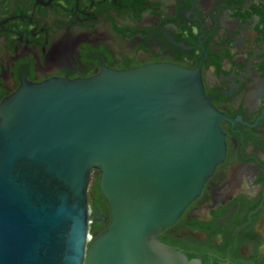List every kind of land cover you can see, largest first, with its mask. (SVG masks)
<instances>
[{
  "label": "water",
  "instance_id": "95a60500",
  "mask_svg": "<svg viewBox=\"0 0 264 264\" xmlns=\"http://www.w3.org/2000/svg\"><path fill=\"white\" fill-rule=\"evenodd\" d=\"M225 117L174 64L23 84L0 103V264H197L158 236L224 161Z\"/></svg>",
  "mask_w": 264,
  "mask_h": 264
},
{
  "label": "flooded vegetation",
  "instance_id": "af4514ba",
  "mask_svg": "<svg viewBox=\"0 0 264 264\" xmlns=\"http://www.w3.org/2000/svg\"><path fill=\"white\" fill-rule=\"evenodd\" d=\"M164 63L200 70L227 152L158 241L197 264H264V0H0V103L25 83Z\"/></svg>",
  "mask_w": 264,
  "mask_h": 264
},
{
  "label": "trees",
  "instance_id": "16d2710c",
  "mask_svg": "<svg viewBox=\"0 0 264 264\" xmlns=\"http://www.w3.org/2000/svg\"><path fill=\"white\" fill-rule=\"evenodd\" d=\"M98 173V172H97ZM97 193V195L95 194ZM92 196L90 197V204L92 205V209L94 211L96 210H104L102 203L105 204V199L101 197V194L99 192V175L97 176V178L94 180L93 184H92V192H91ZM96 223V221H95ZM100 226L99 225H93V229H92V234L94 236H96L98 234V232H100L99 229ZM98 230V232H96Z\"/></svg>",
  "mask_w": 264,
  "mask_h": 264
},
{
  "label": "rangeland",
  "instance_id": "374dc122",
  "mask_svg": "<svg viewBox=\"0 0 264 264\" xmlns=\"http://www.w3.org/2000/svg\"><path fill=\"white\" fill-rule=\"evenodd\" d=\"M98 175H99V173H97V172H94L93 173L91 186H92L94 180L97 178ZM93 225H94L93 220H91V227H92V229H93Z\"/></svg>",
  "mask_w": 264,
  "mask_h": 264
}]
</instances>
